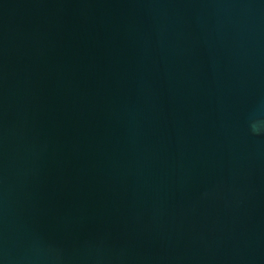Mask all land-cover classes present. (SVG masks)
<instances>
[{
	"label": "water",
	"instance_id": "95a60500",
	"mask_svg": "<svg viewBox=\"0 0 264 264\" xmlns=\"http://www.w3.org/2000/svg\"><path fill=\"white\" fill-rule=\"evenodd\" d=\"M0 264H264V0H0Z\"/></svg>",
	"mask_w": 264,
	"mask_h": 264
}]
</instances>
